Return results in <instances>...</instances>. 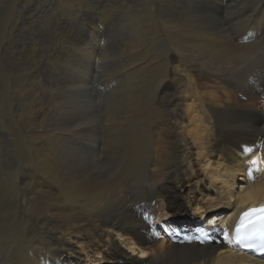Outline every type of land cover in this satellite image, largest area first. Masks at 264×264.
<instances>
[{
    "label": "bare ground",
    "instance_id": "1",
    "mask_svg": "<svg viewBox=\"0 0 264 264\" xmlns=\"http://www.w3.org/2000/svg\"><path fill=\"white\" fill-rule=\"evenodd\" d=\"M5 1L0 264H264V0Z\"/></svg>",
    "mask_w": 264,
    "mask_h": 264
},
{
    "label": "rangeland",
    "instance_id": "2",
    "mask_svg": "<svg viewBox=\"0 0 264 264\" xmlns=\"http://www.w3.org/2000/svg\"><path fill=\"white\" fill-rule=\"evenodd\" d=\"M11 1V0H10ZM5 4H6V1L1 5V7H0V33H2L3 34V27H4V23H5V21L7 20V18H4V11H5ZM4 8V9H3ZM3 9V10H2ZM258 13H259V11H258ZM3 18H4V20H3ZM9 18V17H8ZM4 21V22H3ZM3 26V27H2ZM2 34H0V47L3 45V43H2V41H3V39H4V34L2 35ZM2 36V37H1ZM106 66H103V68L101 69V72H100V76H101V78L99 79V83L97 82V80L98 79H96L95 81H93V83H92V86H91V89H92V92H94V94H95V96H99V92L97 91L98 90V87H99V84L101 83V81L103 82V81H105V80H108V81H105V82H108V83H110L111 81H116L117 79H118V76H115V75H112L111 76V71L110 70H112V69H110V64L105 68ZM104 69V70H103ZM5 71V69H4V66H3V63L0 61V72H1V74H0V88H2V89H0V97L3 99H1L0 100V150H2V151H0V174H3V173H9L10 174V171L11 170H8L9 169V167H10V163H11V161L12 162H14L13 160H16L17 159V157H18V154L16 153V151L15 150H13L14 149V146H13V143L11 142V141H9V136H7L6 134H5V131L1 128V123H2V120H3V117H5V115L10 111V109L11 108H9L10 107V103H9V100H6V99H8L7 98V96L5 95H2L3 93H4V88H5V86H6V79L3 77V72ZM103 77V78H102ZM106 77H107V79H106ZM108 77H110V78H108ZM112 77V78H111ZM114 77V78H113ZM117 79H116V78ZM105 79V80H104ZM110 79V80H109ZM97 82V83H96ZM4 83V85H2ZM95 83V84H94ZM95 86V87H94ZM3 96V97H2ZM264 98V97H263ZM7 101V102H6ZM6 103H7V105H6ZM5 106H4V105ZM50 106H48V107H43L44 108V111H47V112H45L46 113V118H45V125H48V126H50V125H52L53 123H54V121H56L58 118L57 117H55L56 115L55 114H57V112H55V110L52 108L51 109V107L49 108ZM3 111V112H2ZM7 111V112H6ZM6 112V113H5ZM4 114V115H2V114ZM102 114V113H101ZM8 115V114H7ZM6 115V117H8ZM47 119V120H46ZM51 122V123H50ZM49 123V124H48ZM4 131V132H3ZM5 134V135H4ZM3 136V137H2ZM7 140H5V139ZM4 140V141H3ZM12 143V145L11 144H9V143ZM4 144V145H3ZM6 144V145H5ZM10 145V146H9ZM4 146V147H3ZM101 146H102V144H101ZM102 147H100V149H101ZM4 149L5 150H7V151H4ZM23 149V148H22ZM11 151V152H10ZM3 152H5V153H3ZM25 151L24 150H22V152L20 151V154H19V157L20 158H22L23 157V153H24ZM4 154H6V155H4ZM21 155V156H20ZM5 156V157H4ZM5 158V159H4ZM10 160V161H9ZM7 163H8V165H7ZM2 164V165H1ZM6 164V165H5ZM6 167V168H5ZM2 169V170H1ZM3 169H6V170H3ZM213 219V218H212ZM214 219H216V218H214ZM209 220H207V221H204V223H206V222H208ZM215 222H216V220H215ZM218 226V225H217ZM217 226H215V227H217ZM175 232L176 231H173L172 232V235L173 236H175L174 234H175ZM119 264H126V263H124V262H120ZM131 264H134V263H131Z\"/></svg>",
    "mask_w": 264,
    "mask_h": 264
},
{
    "label": "snow or ice",
    "instance_id": "3",
    "mask_svg": "<svg viewBox=\"0 0 264 264\" xmlns=\"http://www.w3.org/2000/svg\"><path fill=\"white\" fill-rule=\"evenodd\" d=\"M223 234L225 244L234 243L239 246L241 251L255 250L256 243L264 241V204L248 208L240 214L234 238L229 237L227 230H224Z\"/></svg>",
    "mask_w": 264,
    "mask_h": 264
}]
</instances>
